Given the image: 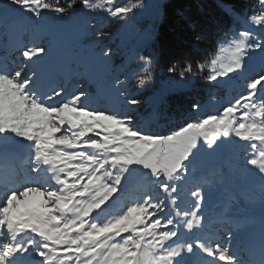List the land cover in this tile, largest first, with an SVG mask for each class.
<instances>
[{"label": "snow or ice", "instance_id": "6c2138e0", "mask_svg": "<svg viewBox=\"0 0 264 264\" xmlns=\"http://www.w3.org/2000/svg\"><path fill=\"white\" fill-rule=\"evenodd\" d=\"M144 7L0 0V264H264V0L234 17L227 58L205 76L213 87L236 81L239 94L168 132L141 125L110 36L88 25L87 43L66 47L76 8L127 21ZM257 179L258 221L243 210Z\"/></svg>", "mask_w": 264, "mask_h": 264}, {"label": "trees", "instance_id": "16d2710c", "mask_svg": "<svg viewBox=\"0 0 264 264\" xmlns=\"http://www.w3.org/2000/svg\"><path fill=\"white\" fill-rule=\"evenodd\" d=\"M63 1L60 0V3L63 4ZM254 3L255 0H165L162 3L160 16L152 24L154 33L148 53L153 59L152 74L163 81L189 82L191 79L190 90L165 96L159 109L166 116L162 117L163 124L149 123L148 117H143L147 109L143 111L142 108L138 113L143 118L140 123L148 124L147 129L152 131L164 129L168 132L185 121L193 120L192 106L197 103L201 105L211 96L205 80L210 62L223 38L232 29L241 28L234 22V17L238 14L250 16ZM225 7L234 10L232 16H225ZM198 63L206 65L203 71L196 67ZM188 64L193 66V73H186L185 78L181 79L178 73ZM173 65L177 72L169 73L167 69ZM208 113L207 109L201 111V115ZM169 116L172 117L170 125Z\"/></svg>", "mask_w": 264, "mask_h": 264}, {"label": "rangeland", "instance_id": "374dc122", "mask_svg": "<svg viewBox=\"0 0 264 264\" xmlns=\"http://www.w3.org/2000/svg\"><path fill=\"white\" fill-rule=\"evenodd\" d=\"M165 0H145V7L138 9L135 12V15L125 21L120 18H112L104 11H97L94 13H85L79 8H76L74 15L71 20L66 21L70 26V39L66 47L71 49V53L78 52L83 44L87 43V40L84 36V29L88 25H93L95 29L101 30L105 33V36H110L111 39H106L105 43L112 47L114 55L111 58V63L114 64L117 69L122 72L120 78L123 80L125 76L128 77L127 89L128 92L132 95H135L136 98L142 101L140 108L147 109L144 114V118L148 117L149 123L152 125H161L163 124L162 117H165L159 109L162 107V102L165 99V96L174 92H187L190 90L189 82H182L180 80L176 81H163L160 80L156 75L152 74L153 59L150 67H144L143 62L140 61L139 56H145L149 58V47L153 39V29L152 24L156 18L160 16L161 5ZM69 1H63V5H66ZM134 2V0H114V6H127L128 4ZM71 11V10H70ZM49 17H53L54 14L46 13ZM131 15V14H130ZM241 29V28H240ZM240 29H232L229 34L223 38L221 44L218 48L217 53L215 54L214 59L217 57L227 58V48L232 39V35L239 31ZM2 47H0V51ZM4 51H2L3 53ZM3 58V56H2ZM1 58V59H2ZM211 63V62H210ZM210 66V64H209ZM208 66V73L210 72V67ZM207 73V74H208ZM150 76V82L144 87H137V80L139 78H146ZM207 87H210L211 96L208 97L204 102L201 103L200 110H197L194 113L193 119L200 118L201 111L207 109L208 114H217L222 110L223 105L230 100L233 96L239 94L236 81H232L227 84H221L219 87H213L212 85L206 84ZM206 114V115H208ZM139 120L143 119L138 115ZM164 118V119H165ZM169 125L172 121V117H168ZM142 123V122H141ZM147 128L149 125L142 123ZM167 128V127H166ZM166 130V129H165ZM160 132H166L164 129H161ZM227 151V150H226ZM248 153L243 149L240 150L239 156H247ZM239 163H243V160H239ZM188 190L191 191L190 185ZM189 191V192H190ZM207 199V191L205 192ZM216 196L215 190H213L212 198ZM255 202L253 204L245 203L243 206L244 211H251L257 217V221L260 216V201H259V181L257 179L255 185ZM213 201V211L216 210V200ZM193 203V198L190 196L187 198L184 207L191 209ZM207 211V207L204 209ZM258 227V224H257ZM224 229H221L217 232V239L223 243L222 234ZM243 231L242 229L240 230ZM238 245L237 240L232 241L233 250L236 249Z\"/></svg>", "mask_w": 264, "mask_h": 264}]
</instances>
